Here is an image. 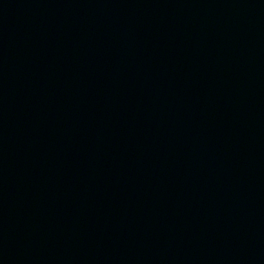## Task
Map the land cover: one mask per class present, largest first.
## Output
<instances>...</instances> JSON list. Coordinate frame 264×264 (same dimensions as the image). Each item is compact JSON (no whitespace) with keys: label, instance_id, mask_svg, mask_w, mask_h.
Segmentation results:
<instances>
[{"label":"water","instance_id":"95a60500","mask_svg":"<svg viewBox=\"0 0 264 264\" xmlns=\"http://www.w3.org/2000/svg\"><path fill=\"white\" fill-rule=\"evenodd\" d=\"M0 264H264V0H0Z\"/></svg>","mask_w":264,"mask_h":264}]
</instances>
